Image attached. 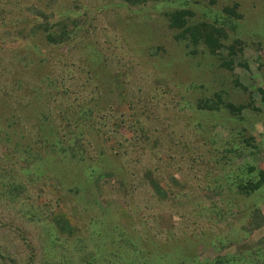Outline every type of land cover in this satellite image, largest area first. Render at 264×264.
Listing matches in <instances>:
<instances>
[{
	"label": "rangeland",
	"instance_id": "1",
	"mask_svg": "<svg viewBox=\"0 0 264 264\" xmlns=\"http://www.w3.org/2000/svg\"><path fill=\"white\" fill-rule=\"evenodd\" d=\"M199 23L223 26L216 53L184 37ZM1 65L2 93L55 86L49 123L85 135L64 143L106 151V169L112 148L129 174L92 181L54 156L18 181L0 141V264H192L264 246V182L242 188L264 177V0H0ZM41 88L19 102L32 134ZM219 97L229 111L197 106Z\"/></svg>",
	"mask_w": 264,
	"mask_h": 264
},
{
	"label": "trees",
	"instance_id": "2",
	"mask_svg": "<svg viewBox=\"0 0 264 264\" xmlns=\"http://www.w3.org/2000/svg\"><path fill=\"white\" fill-rule=\"evenodd\" d=\"M181 13L183 16L182 18L183 22L186 21L185 17L191 14L189 11H181ZM183 33H185L184 37L187 36V38H189V40L193 44L201 41L202 44L208 47L212 53H216V51L218 50L217 48L221 47L220 39H223L227 36L223 26L216 24V23H212L208 25L207 24L204 25L203 23H199L196 25L195 24L189 25ZM50 44L52 43L50 42ZM229 49L233 50V47ZM43 60H39L38 61L39 64H41ZM10 68H7V66L2 67L1 65L0 72L6 75V72H8ZM30 68H31L30 66L27 67V66H24L23 64L22 65L19 64L17 67L15 66V68H12L9 76L16 77L15 81L20 83L23 81L22 80L23 78L22 76L18 77V74H17L18 70L19 72L24 71V70L29 71ZM35 68L36 67H33V69ZM40 81L38 82L34 81L32 82L33 84H31V83H28V79H26L25 86H21V85L16 86L17 88H19L20 93L15 92L11 94H6L5 91L2 93V87L3 85H5V83H0V141L4 144L8 143L7 145L8 152L10 154V157H12L13 159V162L10 164V166L8 165L9 167L8 170L9 171L12 170L14 171V173H16V174H12L13 176H15V179H17L18 181H21L18 175L21 176L24 174L30 178L34 176L35 180L39 179L41 176L36 175L35 166H38L42 162L47 163V161L50 159L55 160L56 157H58L60 161H63L62 164H64L65 166L75 165L77 169L82 172L81 177L94 181L99 176L109 175L108 177L115 179L118 182V184H123L122 180H124V177H122V174L124 173L129 174V173L125 171L123 167L125 165V162L122 156H120L118 151L110 148V151H109L110 157H112L113 161H115L116 166L112 169L110 168L106 169V168L99 167L102 164V160H104L103 157H105L104 155L106 151L102 150L98 153L99 156L102 155V157H99V156L93 157V156L87 155L84 150L83 151L80 150L77 147V145H75V143H71L69 145L64 143L65 142L64 140H68L69 138H71L70 137L71 135H73L74 137L82 136V138L85 135H83V132H81L80 130L75 133L74 132H64L61 134H57L58 133L57 126L49 123L50 113L48 112L50 110H53L52 107H57V108L61 107V102H58L59 93L55 89V86H52V87L47 86ZM37 84H39V86L42 88L36 94L39 95L40 98H42L43 100L45 98H48L49 102L45 104L44 101L42 100L40 103L36 105L34 114L37 115L36 119H39L40 121L42 120L43 123H40V125L37 128L38 130H36L35 133L32 134L31 132L28 133L24 128L21 127V123H24L26 120L29 121L28 119L29 113L27 111V106L25 104L21 106L19 105V102L20 100L23 99L24 96L32 93ZM31 85H34V86H31ZM59 98L61 97L59 96ZM43 104H45L46 106ZM230 105L231 104L229 102H223L221 97H219L218 101H215V102H210L209 100H205V99H199L197 103L198 108L202 110H220V109L227 110L224 107H230ZM68 110L73 113H76L78 112V110H80L79 105L77 107L76 105L67 107V108L64 107L61 110L60 115L61 114L66 115V112H68ZM229 113L236 114L234 110H231V112ZM55 115H57L58 118H60V115L58 114H55ZM74 118L75 117H73V119ZM71 121L74 122V120H71ZM15 130L20 132L21 134H19L18 132L16 133ZM91 130L90 129L86 130V133L87 134L91 133ZM58 141H60L59 144H58ZM64 145H67V146H64ZM65 147H67V149L69 148L70 151L66 153ZM261 172H264V171H261ZM251 174H252V171H251ZM6 175H7V170H4V167H1L0 176H6ZM248 182L250 183L249 188L246 186L242 187L243 190H245V193L247 194H249L253 189L255 190L256 188H258L261 184H263L264 177L262 173L258 177L253 174V176L248 178ZM240 183H242V181L239 182V184ZM0 185H6V183L3 182V183H0ZM13 185H19V183L13 184ZM20 186L21 185H19V187ZM11 188L17 189V187L15 186H12ZM73 189L75 190L76 193H79L81 191L79 182L78 184L74 186ZM255 212L259 214L258 210L257 211L255 210L254 213ZM259 215L262 220L260 224H258L257 226H252L254 228L255 227L259 228V227L264 226V216L261 214ZM261 243L262 242H256V244H254V246L250 250L248 248L247 252L243 255L236 254V256L233 258L230 256H227L225 258H220L217 261L211 260L207 262H202L200 260H195L193 258L192 264H223V263L225 264H264V254H263L264 246Z\"/></svg>",
	"mask_w": 264,
	"mask_h": 264
}]
</instances>
